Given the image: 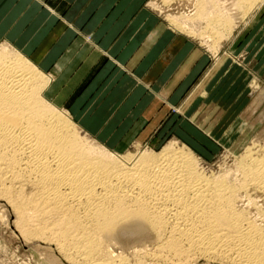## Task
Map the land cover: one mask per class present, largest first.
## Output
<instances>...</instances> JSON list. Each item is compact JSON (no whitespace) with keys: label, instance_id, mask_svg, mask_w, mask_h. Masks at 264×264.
<instances>
[{"label":"bare ground","instance_id":"obj_1","mask_svg":"<svg viewBox=\"0 0 264 264\" xmlns=\"http://www.w3.org/2000/svg\"><path fill=\"white\" fill-rule=\"evenodd\" d=\"M262 2L236 5L247 13ZM194 6L211 36L230 27L218 1L196 0ZM190 16L179 17L181 24L188 27ZM49 82L24 54L0 44V196L16 211L21 235L52 241L74 264H130L105 250L104 242L119 229L139 226L155 236L156 247L146 253L150 262L137 257L133 264H189L192 256L264 264V231L235 206L242 187L264 192V157L243 161L241 186L225 174L205 175L171 142L132 163L118 161L45 98Z\"/></svg>","mask_w":264,"mask_h":264},{"label":"rangeland","instance_id":"obj_2","mask_svg":"<svg viewBox=\"0 0 264 264\" xmlns=\"http://www.w3.org/2000/svg\"><path fill=\"white\" fill-rule=\"evenodd\" d=\"M216 1L230 21L227 31L219 29V33L222 31L219 38L210 35V29L205 27L206 18L196 15V0L145 1V6L174 33L168 48L177 39L183 64L191 61L190 68L198 70L173 103L166 99V112L151 114L153 124L128 136L125 145H108V139L97 137L74 120L81 131L94 138H88L89 143L93 141L96 145V140L118 161L132 163L142 153H159L171 142L187 151L205 175L225 174L229 182L241 186L245 179L241 170L243 161L264 157V2L244 13L236 0ZM170 15L178 21L170 19ZM189 16L192 21L188 22V29L181 19ZM183 80L182 83L185 76ZM45 98L50 101L46 95ZM235 206L264 231L263 191L251 184L240 188ZM15 218L14 208L0 196V264H74L59 253L52 241L21 235ZM105 242V250L107 246L115 256L123 254L130 264L140 257L150 262L146 253L156 247L155 236L139 226L119 229L115 239ZM189 261V264H218L196 256Z\"/></svg>","mask_w":264,"mask_h":264},{"label":"crops","instance_id":"obj_3","mask_svg":"<svg viewBox=\"0 0 264 264\" xmlns=\"http://www.w3.org/2000/svg\"><path fill=\"white\" fill-rule=\"evenodd\" d=\"M145 1L0 0V44L49 74L47 98L73 121L122 146L198 70L183 64L177 39L168 48L174 33Z\"/></svg>","mask_w":264,"mask_h":264}]
</instances>
